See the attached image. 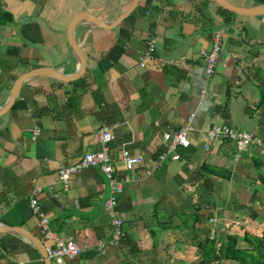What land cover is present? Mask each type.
Masks as SVG:
<instances>
[{"label": "crops", "instance_id": "crops-1", "mask_svg": "<svg viewBox=\"0 0 264 264\" xmlns=\"http://www.w3.org/2000/svg\"><path fill=\"white\" fill-rule=\"evenodd\" d=\"M131 3L0 0V18L6 19L0 23V105L27 71L76 70L68 42L73 18L88 8L112 20ZM215 32L223 43L215 72L207 75L201 50L210 48ZM74 36L83 73L67 82L26 79L0 115V222L46 243L29 203L38 186L35 197L50 230L83 246L63 264H200L207 240L220 256L207 264H243L222 258L228 236L248 264L263 258L264 148L238 150L223 138L204 144L215 124L264 139V13L227 21L214 0H138L115 26L83 23ZM105 124L114 135L108 143L114 173L131 178L114 206L122 220L117 244L110 243L107 175L88 166L67 184L57 176L60 163L102 148L98 130ZM35 128L39 134L32 138ZM182 128L187 146L165 140ZM124 152L138 158L130 170ZM0 264L45 263L24 236L0 232Z\"/></svg>", "mask_w": 264, "mask_h": 264}, {"label": "built area", "instance_id": "built-area-1", "mask_svg": "<svg viewBox=\"0 0 264 264\" xmlns=\"http://www.w3.org/2000/svg\"><path fill=\"white\" fill-rule=\"evenodd\" d=\"M223 36L221 32H215L211 39V46L209 49L201 50L202 56L205 58V73L211 75L215 72L217 58L222 48ZM151 49V46H150ZM147 60V54H144L140 59V64L143 66ZM39 134V128H35L32 134V138H35ZM99 140L102 143V148L99 150L85 152L81 159L76 163L65 164L60 163L57 169V176L64 184L69 182L71 176L78 174L84 168L88 166H98L108 177L110 193L105 201V206L108 214L111 217L113 224V233L111 244H117L122 237L121 230V218L115 216L114 206L117 203V196L123 189V182L131 179L129 176L118 177L114 173V166L111 161L109 153L108 143L113 139L114 135L111 128L108 125L100 126L98 130ZM207 140L205 142V148L209 147V143L216 138H223L233 140L236 142L237 149L243 150L249 145L254 144L264 148V139L253 134L248 130H239L227 125H213L207 130ZM165 140H170L174 146L180 144L187 146L189 139L187 137L186 128H182L173 133H166L164 135ZM124 167L130 170L134 167L137 157L123 153ZM40 191V187H35L33 195L31 196L29 203L32 211L39 216V224L43 239L46 243L45 249L52 264H63L66 258H73L81 252L83 246L78 243L73 236L69 235L62 237L53 232L49 228V219L41 210L37 203L35 195ZM212 220V219H211ZM98 245L105 247V243L102 240L98 241Z\"/></svg>", "mask_w": 264, "mask_h": 264}, {"label": "water", "instance_id": "water-1", "mask_svg": "<svg viewBox=\"0 0 264 264\" xmlns=\"http://www.w3.org/2000/svg\"><path fill=\"white\" fill-rule=\"evenodd\" d=\"M214 1L221 7L227 9L228 11L234 12L235 14H238V15H256V14L264 13V2H259L257 4H253L250 6H242V5L234 4L229 0H214ZM137 2L138 0H132V3L130 4V6L112 20H104L101 18H97L91 14L88 8H86L83 13L73 18V20L70 22L69 27H68V42H69V47L74 52L78 60V65H77L76 70L73 73L65 74L53 68H37V69L30 70V71H27L19 75L13 81L6 100L4 101L3 104L0 105V115L9 110V108L11 107L15 99V96L17 94V91L20 85L26 79L30 77L47 76V77H51V78H54V79H57L63 82H67V81H70L72 79L79 77L84 71L85 62H84L83 54L81 50L79 49V46L77 45L76 40H75V36H74L75 28L79 24H83V23L95 25L98 27L115 26L119 21H121L123 18H125L130 13H132V11L137 5ZM0 232H14V233L24 236L40 251L43 257L44 263L52 264L50 258L48 257L44 243L42 242L41 238L34 235L27 229L21 226H12V225H8V224L0 222Z\"/></svg>", "mask_w": 264, "mask_h": 264}, {"label": "trees", "instance_id": "trees-1", "mask_svg": "<svg viewBox=\"0 0 264 264\" xmlns=\"http://www.w3.org/2000/svg\"><path fill=\"white\" fill-rule=\"evenodd\" d=\"M219 8V12L226 18V20H230L231 16H235L236 14L234 12L228 11L227 9L221 7L220 5H218ZM6 19H1L0 18V23H5ZM261 244L264 247V235L261 238ZM260 244V246H261ZM235 243H234V239L228 236V240L223 248V253H222V258H226V259H236V260H240L243 262V264H248L247 260L245 259V257L241 256L240 257V253L239 251H237V249H235ZM204 254L203 257L200 261V264H207L208 261L212 260V259H220V256L216 254L215 251V245L213 241H208L205 243L204 246ZM264 261V257L259 259L258 262L253 263V264H260Z\"/></svg>", "mask_w": 264, "mask_h": 264}, {"label": "rangeland", "instance_id": "rangeland-1", "mask_svg": "<svg viewBox=\"0 0 264 264\" xmlns=\"http://www.w3.org/2000/svg\"><path fill=\"white\" fill-rule=\"evenodd\" d=\"M43 242V241H42ZM45 246V245H44Z\"/></svg>", "mask_w": 264, "mask_h": 264}]
</instances>
